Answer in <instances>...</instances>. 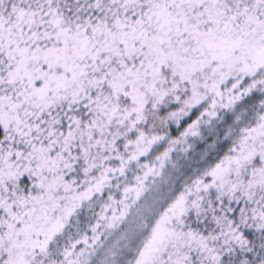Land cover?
<instances>
[{
	"label": "snow or ice",
	"instance_id": "obj_1",
	"mask_svg": "<svg viewBox=\"0 0 264 264\" xmlns=\"http://www.w3.org/2000/svg\"><path fill=\"white\" fill-rule=\"evenodd\" d=\"M0 264H264V0H0Z\"/></svg>",
	"mask_w": 264,
	"mask_h": 264
}]
</instances>
